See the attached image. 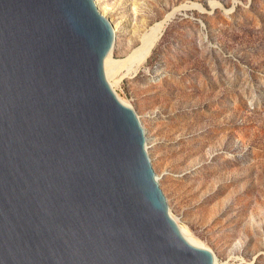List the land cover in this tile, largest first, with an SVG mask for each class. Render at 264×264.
Instances as JSON below:
<instances>
[{"label": "water", "instance_id": "95a60500", "mask_svg": "<svg viewBox=\"0 0 264 264\" xmlns=\"http://www.w3.org/2000/svg\"><path fill=\"white\" fill-rule=\"evenodd\" d=\"M113 36L94 0H0V264H213L109 86Z\"/></svg>", "mask_w": 264, "mask_h": 264}, {"label": "rangeland", "instance_id": "374dc122", "mask_svg": "<svg viewBox=\"0 0 264 264\" xmlns=\"http://www.w3.org/2000/svg\"><path fill=\"white\" fill-rule=\"evenodd\" d=\"M94 1L116 59L173 11L145 60L107 81L143 127L169 214L216 264H264V0Z\"/></svg>", "mask_w": 264, "mask_h": 264}, {"label": "bare ground", "instance_id": "6f19581e", "mask_svg": "<svg viewBox=\"0 0 264 264\" xmlns=\"http://www.w3.org/2000/svg\"><path fill=\"white\" fill-rule=\"evenodd\" d=\"M98 9L103 13V11L100 8H98ZM172 12L173 11L168 12L163 19L155 22L150 27V30L144 34V36L142 38V41H141V44L138 47H136L135 49H133L130 53H128L125 57L119 58V59L113 58L109 54L110 51L106 54V56H105V58L103 60V70H104V73H105V76H106L107 79L110 76H113L112 74L114 72H116V69L118 67L126 66L128 70H134L140 63H142L145 60L146 56L148 55V53H149V51H150V49L152 47L153 42L155 41V39L159 35V33H160V31H161L166 19L168 17H170ZM115 82H117V81L115 80ZM109 84L111 86L110 82H109ZM118 99L122 103L126 104L119 97H118ZM126 105H128V104H126ZM155 176H156V178H158L156 174H155ZM169 215L171 216V214H169ZM171 217L173 218V216H171ZM174 221L177 224V228H178V231H179L181 237L187 243H189V244H191L193 246H196V247H204L205 248V245L200 240H198L185 226H182L179 223H177V221L175 219H174ZM213 264H216L215 259H213Z\"/></svg>", "mask_w": 264, "mask_h": 264}]
</instances>
